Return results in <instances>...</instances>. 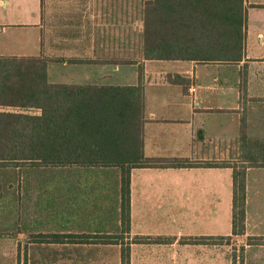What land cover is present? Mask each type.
<instances>
[{
	"label": "crops",
	"instance_id": "1",
	"mask_svg": "<svg viewBox=\"0 0 264 264\" xmlns=\"http://www.w3.org/2000/svg\"><path fill=\"white\" fill-rule=\"evenodd\" d=\"M244 7L243 59L201 63L144 59V0L141 9L135 0H0V56L48 52L53 84L135 86L142 77L147 158L236 161L243 116L248 140L264 143V0H244ZM170 75L185 84H171ZM32 168L53 171L40 183L33 180L28 194L35 198L25 200L35 208L28 223L36 228L12 239L8 180L0 168V264H122L123 244L130 246V264H216L218 249L230 246L189 242L232 235L230 168L133 169L127 232L120 168ZM260 171L264 167L246 171V231L237 237L245 240L244 264L250 256L264 264V245L247 242L264 237ZM40 234L87 241L42 243ZM140 237L160 241H134Z\"/></svg>",
	"mask_w": 264,
	"mask_h": 264
},
{
	"label": "trees",
	"instance_id": "2",
	"mask_svg": "<svg viewBox=\"0 0 264 264\" xmlns=\"http://www.w3.org/2000/svg\"><path fill=\"white\" fill-rule=\"evenodd\" d=\"M246 25L244 0H144L143 57L151 61L237 63L244 56ZM51 61L42 54L0 56V168H120L124 232L130 223L133 169L230 168L232 235L192 238L189 242L230 244L232 238L245 234L246 171L249 167H264V143L248 140L245 116L241 118L239 160L147 158L142 77L135 86L53 84L48 79ZM168 81L175 85L186 82L178 75L168 76ZM65 238L72 243L87 241L74 235L37 236L42 243H62ZM134 241L151 243L160 239L140 237ZM247 242L264 245V237H251ZM122 264H130L129 245L123 244Z\"/></svg>",
	"mask_w": 264,
	"mask_h": 264
},
{
	"label": "rangeland",
	"instance_id": "3",
	"mask_svg": "<svg viewBox=\"0 0 264 264\" xmlns=\"http://www.w3.org/2000/svg\"><path fill=\"white\" fill-rule=\"evenodd\" d=\"M135 2L141 9L143 6V0H135ZM42 55L46 58L49 57L48 52H44ZM119 82L122 83L124 80H119ZM3 170L4 183L5 179L8 180V199L10 212L9 232L12 239L13 237L15 238L17 234L21 232V230L27 231L36 228L34 224L28 223V220L31 219V216L35 214V208L31 204L29 206L28 204L24 206L25 200L31 202V200L35 198L33 195L28 194V190L30 189V185L33 180H37L40 183L45 177L48 179L50 173H52L53 170H37L33 169L29 165H24L23 167L20 166V168L9 167L4 168ZM260 172L264 173V171ZM5 188L6 186L4 185V194ZM39 210L40 209L38 208V211ZM232 240L233 241L230 242L229 247L218 249V252L215 256L216 261L218 262L216 264H234L235 261L236 264H241L243 261L245 262V251H243V243H245V240L237 237L232 238ZM212 255L214 254L212 253ZM215 257L212 256V263H214ZM252 258L254 259L255 256H250V264H253Z\"/></svg>",
	"mask_w": 264,
	"mask_h": 264
}]
</instances>
